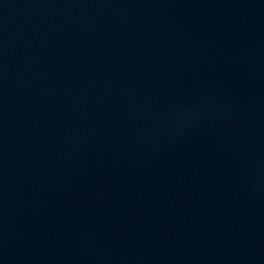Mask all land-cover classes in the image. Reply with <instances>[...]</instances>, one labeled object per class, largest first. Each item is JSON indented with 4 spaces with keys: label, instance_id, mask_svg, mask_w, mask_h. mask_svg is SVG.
I'll use <instances>...</instances> for the list:
<instances>
[{
    "label": "water",
    "instance_id": "1",
    "mask_svg": "<svg viewBox=\"0 0 264 264\" xmlns=\"http://www.w3.org/2000/svg\"><path fill=\"white\" fill-rule=\"evenodd\" d=\"M0 264H264V0H0Z\"/></svg>",
    "mask_w": 264,
    "mask_h": 264
}]
</instances>
